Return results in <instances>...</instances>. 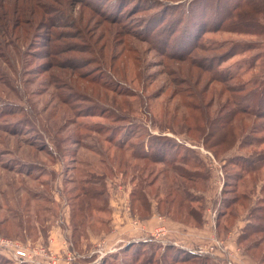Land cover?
Listing matches in <instances>:
<instances>
[{"label":"rangeland","instance_id":"rangeland-1","mask_svg":"<svg viewBox=\"0 0 264 264\" xmlns=\"http://www.w3.org/2000/svg\"><path fill=\"white\" fill-rule=\"evenodd\" d=\"M190 1L0 0L4 5L0 8V111L15 105L11 113H0L1 244H16L27 250L32 259L50 264L52 261L56 264H137L122 250L141 236L134 233L140 221L150 218L142 219L133 212L130 193L135 182L131 181L130 174L124 177L117 171L115 176L107 175L109 207L106 210L88 211L89 215L84 212L81 215L84 218L71 220L70 206L77 195L73 181L84 176L81 174L87 169L105 171L106 161L94 152L102 148L112 154L114 148L107 142L110 137L115 141L128 140L129 144L161 134L197 152L202 159L211 154L223 166L225 184L236 186V192L228 193V197L250 192L252 177L257 174L259 182L264 183V167L250 175L242 174L243 180L237 185L231 182L226 176L241 171L236 166H228L226 161L237 152L215 157L198 140H190L179 131L180 115L169 126L177 133L157 128L167 108L176 105L181 115H190L180 106L196 101L186 96L197 78L198 90L206 83L210 85L203 101L210 99L211 102L205 103L207 107L203 109L212 119L220 107L224 112L236 109L240 96L254 88L256 80L264 75V26L233 32L230 27L219 29L214 23L200 21L199 29L193 31L189 21L186 32L196 36L190 38L192 45L181 47L189 32L183 34L178 10L187 8ZM14 14L21 22L14 32L20 36L18 40L13 35H1L7 17L12 18L7 25L13 26ZM202 16L212 14L208 11ZM260 22L264 25L263 19ZM191 50L192 55H188ZM170 54L179 61L170 58ZM193 58L204 70L191 64ZM187 77L192 82H187ZM211 79L223 83L211 82ZM119 95L132 106H138L134 112L122 116L109 110L113 98L119 102ZM141 102L151 107L150 112L139 107ZM212 103L215 105L210 109ZM147 112L151 115H146ZM168 122L164 120L166 125ZM17 133L22 135H14ZM131 134L139 137L125 139ZM256 134L264 138V125ZM53 136L55 139L69 136L64 143H58L65 154L56 148ZM28 138L32 143L37 140L38 144L48 146L56 155L48 158L40 153L34 158L32 154L15 152L16 146L22 145L18 140L23 142ZM95 140L100 147L97 143L94 145ZM261 140L253 148L257 152H264V139ZM204 163L208 171L209 160ZM15 178L20 179L18 194H4L5 185ZM193 193L207 198L192 205L203 209L217 207L218 197L216 200L215 195L208 194V183ZM259 196L257 193L256 198ZM98 204L103 206L102 202ZM17 210L21 212V219L11 222V214ZM126 225L131 227V233L124 230ZM5 228L9 234L2 232ZM145 233L141 237L161 245L173 239L181 240L172 233L160 237L155 236L157 232ZM205 242L194 248L203 247ZM40 250L43 251L39 253ZM0 257L6 260L2 264H19L14 259L10 261L11 254L6 249L0 248Z\"/></svg>","mask_w":264,"mask_h":264},{"label":"trees","instance_id":"trees-1","mask_svg":"<svg viewBox=\"0 0 264 264\" xmlns=\"http://www.w3.org/2000/svg\"><path fill=\"white\" fill-rule=\"evenodd\" d=\"M2 5L0 4L1 9L4 8V5ZM93 8L96 9V7ZM208 11L212 14L211 17L205 18L202 16L203 13H207ZM160 13L163 12L160 11ZM178 13V18L181 19L179 24L183 23V34L189 32H186L189 21H191L190 29L193 31L199 29L200 21L207 22L208 24L210 22L214 23L218 25L219 29L222 26L230 27V30L233 32H240V30L252 31L264 26L260 22L261 19L264 20V0H191L187 8H180ZM11 21L12 18H6L2 24L1 35L4 37L13 35L18 40L20 36H16L14 32L19 29L21 22L15 16L13 26L9 27L7 24H10ZM195 36L196 34L189 32L188 39L184 41L181 47L192 45L190 40H193ZM193 49H196V47L194 46ZM179 50L181 51L183 48H179ZM192 50L188 51V55H192ZM169 57L179 61L175 55L170 54ZM191 64L200 70H204L202 64L198 63L194 58L191 59ZM188 81L192 82V79L187 77ZM210 81L223 83L219 79H211ZM199 84L200 82H198L197 78L195 83L192 82V90L186 96L187 98L196 99V101L191 100V103L181 104L180 106L181 109H186L187 113L190 112V115H181L176 105L174 108H167L164 116H162L163 121L159 122L157 128L158 130H168L167 132L177 133L174 132V128L169 126L173 125V121L178 119L180 115V122L178 123L179 131H183L190 140H198L203 146L211 150L215 157L223 156L230 152L234 154L237 152L234 157L229 156L231 158L226 161L228 166H236L241 171V173L228 174L226 176L237 185L239 181L243 180L244 176L242 174L246 173L250 175L264 167V152H257L253 149L262 141L261 139H264L259 138L256 134L261 131V126L264 125V75L256 80L254 88H249L248 91L240 96L236 109L232 112L227 110L225 113L221 111V107L215 108L217 116L212 119L209 113L203 109V107H207L205 103L211 102L210 99L207 102L203 101V96L206 93L208 94V87L210 85L206 83L202 86L201 90H198L197 85ZM119 96V102H115L116 99L114 98L112 99L113 102L109 104V110L124 116L134 112V108L138 107L132 106V103L124 96ZM214 105L212 103L209 106L210 109ZM12 106L15 105L10 104L11 108L0 111V113H11ZM139 107L144 108V111L148 109L149 112L151 109V107L148 108L147 103L143 102H141ZM149 112L146 115H151ZM223 113L226 115L222 116ZM236 117H239L238 120H236ZM165 119L169 120L167 125L164 123ZM155 122L152 119V125H155ZM14 135L22 134L17 133ZM132 136H135V134H131L130 138L126 137L125 139L131 140L139 137ZM67 137L55 139L53 136L54 143H57L55 146L61 152L63 146H59L58 143H64L63 140H68ZM18 141L22 145L16 146L15 152L21 151L27 154V156L32 154L34 158L40 153H43L48 158L56 155L48 146H43V143L38 144L37 140H34L33 143L30 142L31 139L29 138L23 142ZM127 141H115L110 137L107 142L114 148L112 154L106 152L107 150L104 151L105 149L102 148L94 152L100 159L106 161L105 171L95 172L92 169H87L81 174L84 176L73 181L77 195L75 201L70 206L71 220L84 218L81 216L84 212L89 215L88 211L99 212L109 207V193L105 188L106 177L107 175L115 176L118 171L124 177L130 174L131 181L135 182L130 193L131 199H133L131 206L133 207V212L142 219L151 218L153 213L152 204H155L157 214L164 215V217L185 225L200 228L203 225L204 209L202 206L196 207L191 203L202 201L203 197L194 194L193 191L202 190L207 185L210 174L198 153L191 149L183 148L181 146L183 145L182 143L179 144L175 139L161 134L151 135L146 137V139L142 138L139 142L135 143L128 144ZM73 143L77 144V142ZM93 143L94 145L97 143L99 147L101 145L98 144L97 140ZM8 150L9 152L11 151L10 148ZM29 150L33 152H29ZM69 152L74 151L70 150ZM238 152L241 153L238 154ZM62 153L65 154L64 152ZM85 165L89 167V165ZM143 166H146L145 170ZM149 166L150 169L148 168ZM4 169L7 172L13 173V171H9L7 168ZM19 173L26 177L30 176V174ZM149 177L151 178L149 179ZM259 181L258 174L253 176L251 186L248 188L250 192H243L241 195H234L232 197H228L227 194H234L236 186H227V182L221 192L218 218L228 217V224L231 225L233 220L238 217L239 210L245 211L247 223L238 235L237 241L245 252H249L251 256L262 262L264 261V183L261 184ZM19 183L20 179L18 180V178L9 181L5 185L6 191H4V194L17 195L19 188L17 184ZM227 187L230 188L228 189ZM23 192L26 194L25 189H23ZM257 193L260 196L256 198ZM45 201L47 200L45 199ZM98 202H102L103 206L100 207ZM237 205H240V207ZM20 219L21 212L19 210L11 214V222ZM17 227L20 228V225ZM227 229L228 227L225 228V231ZM2 232L9 234L6 228ZM160 246L163 245L143 238L129 242L122 252L123 254H129L137 264H180L182 262L184 264H217L210 254L193 253L190 250L172 244L164 245L162 249L159 248ZM157 256L159 257L156 258ZM5 261V259L0 257V264ZM10 261L13 260L10 259ZM19 264L24 263L21 262Z\"/></svg>","mask_w":264,"mask_h":264},{"label":"crops","instance_id":"crops-1","mask_svg":"<svg viewBox=\"0 0 264 264\" xmlns=\"http://www.w3.org/2000/svg\"><path fill=\"white\" fill-rule=\"evenodd\" d=\"M206 157H203L204 161L209 160L208 172L210 174L208 181V189L210 191L211 197L215 195V199L218 203L217 207H204L203 210V225L200 228L192 227L173 221L170 218H165L155 211V204H152V216L148 220L140 221L139 226L135 229L134 233L137 235H143L144 232H161L160 236H168L171 233L176 235L181 240L178 241L173 239L172 242H162V245L172 244L174 246H179L187 250L195 249L194 246L200 243H207L209 237L213 238L215 236L219 237L224 243V250L217 252L212 255L213 260L217 264H225L227 258H231L233 264H264V261L259 262L254 256H251L249 252H245L242 249V246L238 244V235L241 233L242 228L247 223L246 212L239 210V215L236 219L233 220L231 225H229L228 217H223L222 219L218 218V209L220 207V193L223 191L222 188L225 186V175L223 172V166H219L216 159L211 154H206ZM217 164V166H216ZM121 189V186L119 187ZM219 193V196H216L214 193ZM203 198L204 194H201ZM213 198V199H214ZM206 202V200H205ZM127 206L124 205V209ZM127 214V213H126ZM127 227V228H126ZM125 231L131 233V227L126 225ZM228 229L225 231V228ZM171 234V235H172ZM181 234V235H180ZM139 236L138 240H141L145 237ZM159 236V237H160ZM141 237V238H140ZM66 239V238H65ZM126 241V240H125Z\"/></svg>","mask_w":264,"mask_h":264},{"label":"built area","instance_id":"built-area-1","mask_svg":"<svg viewBox=\"0 0 264 264\" xmlns=\"http://www.w3.org/2000/svg\"><path fill=\"white\" fill-rule=\"evenodd\" d=\"M157 237H159L160 235L157 234L155 235ZM3 241L0 239V248L1 249H6L10 252L11 254V260H15L16 263H21V262H30V263H34V262H39L41 264H50V263H45L43 261H41V259H32L29 256V252L25 249H22L21 247H19L16 244H10L5 242V244H1ZM4 245V246H3ZM224 250V243L223 241L215 236L213 238L210 239V242L205 244L203 247L201 248H197V249H192L190 251H192L193 253H197V254H210V255H214L216 254L218 251H223ZM43 250H40L39 253H41ZM13 260V261H14ZM51 264H56L55 261H52ZM65 264H70V263H65ZM225 264H233V261L231 260V258H227Z\"/></svg>","mask_w":264,"mask_h":264}]
</instances>
